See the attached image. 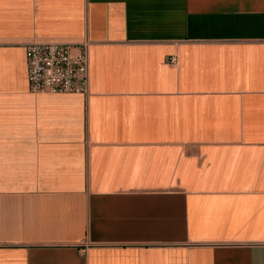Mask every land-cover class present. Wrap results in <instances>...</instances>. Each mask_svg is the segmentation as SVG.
I'll list each match as a JSON object with an SVG mask.
<instances>
[{
    "label": "crops",
    "instance_id": "obj_1",
    "mask_svg": "<svg viewBox=\"0 0 264 264\" xmlns=\"http://www.w3.org/2000/svg\"><path fill=\"white\" fill-rule=\"evenodd\" d=\"M0 264H264V0H0Z\"/></svg>",
    "mask_w": 264,
    "mask_h": 264
},
{
    "label": "built area",
    "instance_id": "obj_2",
    "mask_svg": "<svg viewBox=\"0 0 264 264\" xmlns=\"http://www.w3.org/2000/svg\"><path fill=\"white\" fill-rule=\"evenodd\" d=\"M29 88L33 92L87 93V44L32 42L26 45Z\"/></svg>",
    "mask_w": 264,
    "mask_h": 264
}]
</instances>
